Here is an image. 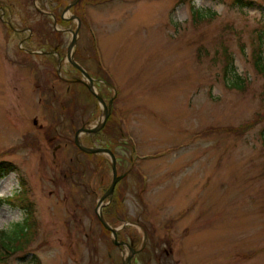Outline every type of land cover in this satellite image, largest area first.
Masks as SVG:
<instances>
[{"label": "rangeland", "instance_id": "1", "mask_svg": "<svg viewBox=\"0 0 264 264\" xmlns=\"http://www.w3.org/2000/svg\"><path fill=\"white\" fill-rule=\"evenodd\" d=\"M71 1L0 0V162L17 166L0 180V229L26 218L23 192L35 224L4 264H124L129 254L96 211L111 158L74 142L104 116L86 86L64 81L83 77L67 58L77 27L76 60L113 98L108 131L82 142L116 155L112 226H132L120 239L142 248L132 264H264V75L253 64L264 0H79L65 12ZM227 53L244 89L224 74Z\"/></svg>", "mask_w": 264, "mask_h": 264}, {"label": "trees", "instance_id": "2", "mask_svg": "<svg viewBox=\"0 0 264 264\" xmlns=\"http://www.w3.org/2000/svg\"><path fill=\"white\" fill-rule=\"evenodd\" d=\"M54 0H49L50 3H52ZM236 2L241 7H252L254 5V2L249 0H236ZM41 13V11H38ZM59 7H54V13L55 18L57 22H65V19L62 17V15L59 13ZM200 17L203 16L199 11L196 12ZM55 32V31H54ZM28 38V37H27ZM41 40V38H39ZM29 41V39H28ZM52 41L44 40L41 41V47H49L52 46L50 43ZM48 45V46H47ZM255 48L253 49V64L256 69V71L264 75V32L260 33L259 40L257 43H255ZM47 50H50L47 48ZM50 56V55H46ZM52 57V56H50ZM77 59V58H76ZM81 63V62H80ZM224 74L226 77H228V80L230 82V86L233 88L238 89H244L247 86V79L243 77L241 74L236 72L235 67V60L234 56L231 53H227L226 57V63L224 66ZM85 86V85H84ZM112 119V114L106 121L105 126L97 133H89V136L92 138H97L101 135V132L108 131V125ZM89 156L96 155L95 153H85ZM17 169V166L14 165L12 162H0V180L4 178L8 173L11 171H14ZM22 194L25 196L22 197ZM16 198H19V200H22L21 204L23 210L27 213L26 218L22 222L16 223L10 231L0 229V264H4L8 257L11 255H14L18 252H24L27 249V246H29L30 242L32 241V234L35 229H32L35 224L34 222H31V218L34 215V206L32 201H26V192L15 194ZM119 195L113 194V197L109 199V202L107 206L103 210V214L106 218V220L111 225H116L118 222L117 220L114 221L113 219L118 217L119 213V207L121 204V200H119ZM112 220V221H111ZM105 231L109 232L105 227H103ZM132 228L130 225H125L122 229L118 231V238L119 239H126V233ZM31 230L33 232H31ZM33 261L35 264H41V260L37 255H33Z\"/></svg>", "mask_w": 264, "mask_h": 264}, {"label": "water", "instance_id": "3", "mask_svg": "<svg viewBox=\"0 0 264 264\" xmlns=\"http://www.w3.org/2000/svg\"><path fill=\"white\" fill-rule=\"evenodd\" d=\"M79 0H73L71 1L65 8V12L69 11L71 9V7L76 4ZM72 18H77L76 16L72 15ZM54 23H56V19L54 18ZM72 32V39L68 45V53H67V58L69 60V62L79 71H81L83 77L76 79L77 82H82L84 83L87 88L89 89V91L95 95V97L97 98V100L99 101V103H101L102 105H104V116L102 117L101 121L93 126H86L83 125L82 127H80L77 131H76V135L74 138V142L75 145L83 152L85 153H100V154H107L110 156L111 158V165H112V171H113V180L111 182V185L109 186V188L107 189V191L100 197L99 199V207L97 208V215L98 218L100 220V222L103 224V226L110 230L113 234V242L116 245H122V246H127V248L129 249V254L127 255V257L124 259V264H132V256L136 253H138L142 248L137 249L135 247V245H132L124 240H120L118 239V231L123 227H113L105 218L104 214H103V205H104V200L106 198H111L117 183L124 177V175H119L118 174V168H117V160H116V155L115 153L112 151L111 148L109 147H102V146H88L85 145L82 142V135L83 134H87V133H96L99 132L106 124V121L108 120V118L110 117L111 113H112V103H113V98H111L109 100V103H106V100L103 96V94L101 92H99L96 88L95 85V79L94 77H92L90 75V73L86 70V68L84 66H82L74 57V53H75V48L78 42V37H79V27H77L75 30H71ZM55 53V51H47L46 53ZM62 63V59L61 57H58V71L60 72V66ZM145 236V240H146V232L144 233ZM145 244V242L143 243V245Z\"/></svg>", "mask_w": 264, "mask_h": 264}, {"label": "flooded vegetation", "instance_id": "4", "mask_svg": "<svg viewBox=\"0 0 264 264\" xmlns=\"http://www.w3.org/2000/svg\"><path fill=\"white\" fill-rule=\"evenodd\" d=\"M57 50V49H56ZM38 53V52H37ZM43 53H46V51H43ZM46 54H48V53H46ZM48 55H50V53L48 54ZM64 79V78H63ZM77 79H79V78H77ZM65 80H67V82H75L76 81V79H73V80H68V79H64V81ZM77 82V81H76Z\"/></svg>", "mask_w": 264, "mask_h": 264}]
</instances>
